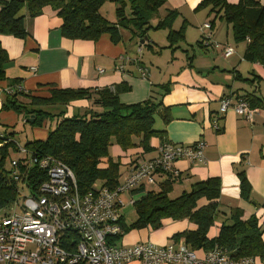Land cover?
Segmentation results:
<instances>
[{
    "label": "crops",
    "instance_id": "obj_1",
    "mask_svg": "<svg viewBox=\"0 0 264 264\" xmlns=\"http://www.w3.org/2000/svg\"><path fill=\"white\" fill-rule=\"evenodd\" d=\"M199 1L166 0L157 17L150 22L155 25L167 10L177 12L172 29L177 31L185 23L184 42L173 46L177 48L174 50L168 48L165 30H150L143 40H131L129 34L123 32L122 41L117 44H113L107 34L100 36L96 42L71 41L61 36V20L56 13L50 8H43L37 17L25 19L27 35L23 40L0 35V48L7 60L5 81L0 82V88L11 81H18L23 91L33 97H48L52 88L100 90L125 85L129 91L118 96L123 105L138 104L155 97L169 109L170 120L166 125L155 116L161 122L158 131H164L167 143L182 146L196 142L205 144L204 163L176 161L172 168L178 176H161L157 182L160 184L171 177L173 183L168 196L176 198L182 192L190 191L194 183L218 178L219 213L207 238L217 237L221 223L229 217L232 209H238L242 220L255 217L264 241V107L252 108L256 113L251 122L230 109L223 114L219 112L220 102L226 97L235 102L242 97L253 96L263 104L264 68L242 59L245 43L236 47L230 27L223 22L215 24L209 42H202L207 33L202 27L213 16H209L207 10L195 11ZM226 1L235 5L239 0ZM258 1L264 4V0ZM115 9L112 0H108L101 6L99 14L114 23ZM199 42L201 47L206 48H200ZM214 44L231 46L234 53L223 58L222 47L215 48ZM143 71L145 75L141 76ZM163 85L168 87L165 94L160 90ZM56 108L64 109L65 115L70 117L88 110L90 103L74 101L65 108ZM14 117L17 118L14 112L1 109L2 128L12 126L10 120L13 121ZM213 122H216V129ZM161 142L157 137L150 139V151L147 153L139 146L123 151L117 145H111L109 158L120 164L118 180L122 181L139 161L155 157ZM104 161L107 163V160ZM106 163L102 166L105 167ZM240 173L250 188L248 201L240 197ZM158 189L157 184L146 188V191ZM206 204L201 199L197 207ZM195 229V225L186 219H164L158 230L130 231L117 242V246L138 243L179 245L184 243V239H173L174 236ZM194 252L202 256L205 251ZM254 260L255 264H264V259L254 257ZM127 264L141 263L132 261Z\"/></svg>",
    "mask_w": 264,
    "mask_h": 264
},
{
    "label": "trees",
    "instance_id": "obj_2",
    "mask_svg": "<svg viewBox=\"0 0 264 264\" xmlns=\"http://www.w3.org/2000/svg\"><path fill=\"white\" fill-rule=\"evenodd\" d=\"M106 1L0 0V35L23 40L27 35L25 19L37 17L43 8H50L61 20V36L71 41L96 42L100 36L107 34L111 42L117 44L122 41L123 32L128 33L131 40H143L150 30H165L169 49H177L173 46L184 42L185 23L177 31L172 29L178 17L176 11L167 10L155 25L150 24L157 17L158 10L165 6L166 0H112L116 6L114 23L99 14ZM201 10H207L208 15L213 16L208 23L210 32L217 22H223L230 27L235 44L245 43L242 59L264 68V4L258 0H239L235 5L226 0H200L195 11ZM199 45L202 49L206 48L201 47L200 42ZM6 61L0 48V82L5 81ZM7 85L14 87L20 83L11 81ZM160 90L165 94L168 87L160 86ZM127 91V86L117 85L100 90L52 88L48 97H33L25 91L6 96L2 103L3 111L14 112L33 127H41L47 121H53L54 127L44 140L28 141L23 145L22 148L29 155L21 160L23 163L18 164L16 169H6L5 166L14 159V154L17 155L19 145L12 141L13 133L8 131L9 127H3L7 133V143L0 149V212L10 211L20 198L39 194V187L47 178V172L39 165L42 158L49 157L65 165L72 172L79 192L85 194L97 185L114 189L119 184L120 164L109 158L111 145H117L123 151L139 146L147 153L150 151V139L157 137L166 142L164 131L153 127L156 115L164 125L167 124L170 120L169 109L155 97L138 104L123 105L118 96ZM242 99L250 108L264 107V102L262 104L253 96ZM74 101H87L90 108L70 117L65 115L64 109L56 108L54 111L55 107L65 108ZM104 163L107 164L105 167L102 166ZM238 179L240 197L248 201V182L242 173ZM172 183V178L168 177L158 183L157 191L143 188L133 191L132 195L141 194L132 204L136 218L129 224L121 218V233L113 238V242L117 243L130 231L146 228L158 230L164 219H186L196 229L177 234L173 239L183 238L190 250L208 251L217 246L227 250L232 258L264 259V241L257 220L253 216L242 220V213L238 209L230 211L229 217L221 223L217 237L207 238L219 213L218 178L194 183L190 191L182 192L174 199L168 196ZM201 199L207 204L197 207Z\"/></svg>",
    "mask_w": 264,
    "mask_h": 264
},
{
    "label": "built area",
    "instance_id": "obj_3",
    "mask_svg": "<svg viewBox=\"0 0 264 264\" xmlns=\"http://www.w3.org/2000/svg\"><path fill=\"white\" fill-rule=\"evenodd\" d=\"M202 28L207 32L202 42H209V24ZM214 47H222L223 58L234 53L231 46ZM144 75L145 71L141 76ZM21 91L20 85L0 88V110L6 96ZM229 109L248 122L256 113L243 99L234 102L223 98L219 112ZM212 124L216 129V122ZM6 137L7 133L0 130V149L7 143ZM204 147L203 142L190 146L161 142L155 157L139 161L116 188L94 186L85 194L79 192L65 165L42 158L39 165L47 172V178L39 187V194L20 198L10 211L0 214V264H255L254 257L232 258L227 250L217 246L197 256L184 243L117 246L113 242L121 233V210L125 206L122 196L127 194L128 204L132 205L133 191L156 186L161 176L176 178L178 172L172 168L176 161L204 163ZM16 151L17 157L9 164L13 169L29 155L22 146Z\"/></svg>",
    "mask_w": 264,
    "mask_h": 264
},
{
    "label": "rangeland",
    "instance_id": "obj_4",
    "mask_svg": "<svg viewBox=\"0 0 264 264\" xmlns=\"http://www.w3.org/2000/svg\"><path fill=\"white\" fill-rule=\"evenodd\" d=\"M234 45L236 47L240 46V44H234ZM163 54H166V53H163ZM158 57H161V56H158ZM54 111H56V109H54ZM10 121L13 123L12 126L9 127V125L4 124L6 126H3V127H5V128H7V126L9 127L8 131L13 133V135L11 136L12 141L16 142L19 146H22V147L28 141L42 140L43 136L47 135L48 131L53 129V127H54L53 121L52 122L47 121V123L43 127L42 126L41 127H33V126H31L30 123L24 122L22 120V118H20L19 116H17V118H15L13 121L12 120H10ZM154 121H155V123H154L153 128L155 130H159L161 127V122L159 121L158 118H155ZM8 122H9V120L5 123H8ZM0 130L4 131V128H2L1 122H0ZM44 137H46V136H44ZM16 157H17V155L14 154L12 158H16ZM5 167H6V169H9V162L6 163ZM96 187L99 188V185H97ZM140 195L141 194L132 195V200L133 201L137 200L140 197ZM122 199L125 201L124 202L125 206L121 210V215L123 216L124 221L127 224H129L132 221H134L136 218L135 210L133 208V205L128 204V201L130 200V198L127 194L123 195ZM171 199H174V198H171ZM3 213L4 212H0V214H3Z\"/></svg>",
    "mask_w": 264,
    "mask_h": 264
},
{
    "label": "water",
    "instance_id": "obj_5",
    "mask_svg": "<svg viewBox=\"0 0 264 264\" xmlns=\"http://www.w3.org/2000/svg\"><path fill=\"white\" fill-rule=\"evenodd\" d=\"M27 123H29V121H26Z\"/></svg>",
    "mask_w": 264,
    "mask_h": 264
}]
</instances>
